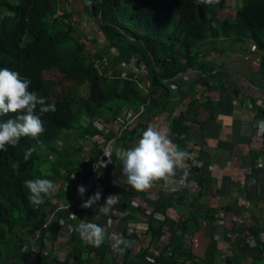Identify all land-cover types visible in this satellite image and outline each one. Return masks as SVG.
Instances as JSON below:
<instances>
[{"label": "trees", "instance_id": "16d2710c", "mask_svg": "<svg viewBox=\"0 0 264 264\" xmlns=\"http://www.w3.org/2000/svg\"><path fill=\"white\" fill-rule=\"evenodd\" d=\"M229 1L200 5L196 0H93L91 8H85L84 13L96 20L95 26L101 34L92 40L96 47L94 45L91 53L76 26L81 23L82 13L70 11L68 0H0V68L7 67L18 72L21 78L29 79V90L56 106L54 113L41 116L45 131L38 140L21 138L15 147L7 146V151H0V264L10 261L31 264V255L22 251L23 246L30 243L28 230L46 221L50 208L57 206L53 205L54 199L64 194L60 183L64 178L70 180L83 161L102 149L98 141L112 140L100 130L99 124L121 136L119 142L125 146L124 150L129 144L137 143L143 131L153 125L168 132L173 143L191 156L190 123L196 121L202 106L211 104L193 96L198 82L180 83L179 91L172 86L173 82L179 83V76L188 70L195 71L198 80L215 71L217 66L212 58L202 56L211 41L226 42L229 48L225 53L228 54L261 53L257 73L264 77V0H240L242 4L234 7H230ZM59 8L64 9L68 23L55 18ZM228 8H232V15L227 14ZM120 14H129L146 32L132 30ZM102 44L105 49H99ZM236 44L242 48L234 47ZM118 53L122 57L125 54L138 57L147 76L143 78L142 70L126 75V68L118 63ZM95 61L100 65L96 66ZM257 83L264 87V83ZM85 86V95H80V89ZM185 98L189 99L188 104L179 117L176 111ZM252 103L259 110L254 101ZM125 110L134 117L141 115L124 131L119 124L124 123ZM259 112L264 113V110ZM10 118H14V114L0 115V123ZM125 120H130L128 114ZM73 133L86 142L71 151L64 142ZM29 149L32 155L25 161L24 154ZM185 164L194 167L191 162ZM194 169L201 176V167ZM109 171L125 177L122 165H113ZM36 178L50 179L56 186L39 206L30 203V193L24 186L25 180ZM129 194L123 193L120 200L115 199L108 213H103L99 220H95L93 207H81L87 198L70 210L65 209V213L77 212L80 220L102 227L104 241L94 247L81 239L78 229L69 235L66 228L52 224L44 236H51L53 241L67 239L68 246L72 247L64 259L48 257L43 264H72L73 261L77 264H152L149 255L155 238L161 241L164 226L157 229L153 218L146 219L141 208H134L132 194ZM109 196H112L110 184L98 202L103 206ZM172 207V203L161 199L155 205V212L167 215ZM204 218L214 223L218 219L217 212L209 209ZM116 220L121 224L117 225ZM141 221L150 224L145 234L137 233L130 226ZM181 225L184 237L188 227ZM250 231L254 249H260L255 260H261L264 258L263 233L255 226ZM121 236L132 243L137 239L135 247L125 248L123 263L113 253L114 237ZM170 240L158 254V263L181 264L180 259L185 257L188 261L198 260L189 246L175 245L173 237ZM217 253L218 243L212 240L202 260L204 264H214ZM239 259L233 257L227 261L237 264Z\"/></svg>", "mask_w": 264, "mask_h": 264}, {"label": "crops", "instance_id": "0c3cea01", "mask_svg": "<svg viewBox=\"0 0 264 264\" xmlns=\"http://www.w3.org/2000/svg\"><path fill=\"white\" fill-rule=\"evenodd\" d=\"M84 5L85 0H68L67 2L70 11L82 13L81 23H77L76 26L88 46L87 50L92 53L95 45L92 40L101 33L95 26L96 20H92L84 13ZM82 32L85 34L83 35ZM102 48L105 49V45L99 49ZM218 48V43L211 41L203 49L202 56L212 58L217 66L211 75H204L198 80L197 73L188 70L184 73L185 75H181L182 78H180L181 76L180 79L178 78L179 83L175 84L177 89L174 88V90L179 91L180 83L198 82L195 85L193 96L202 102L208 101L211 105L210 107L202 106L196 121L190 123L193 142L190 150V162L201 164L199 167L203 172L198 177L201 191L195 195L185 191L183 195L176 196L177 193L173 190L179 181V178L176 177L175 181L168 184L163 181L157 182L155 189H150L158 193L166 202L173 204V207L168 209L167 215L155 212L157 203H150L152 208L141 203L144 207L141 210H144L143 213L146 211L144 213L146 219L153 218L154 226L157 229L160 225L164 226L161 241L158 242V238H155V245L152 246L151 255H149L150 259L156 260L155 264H160L157 262L158 254L165 250V245L172 240H170L171 237H173L175 245L184 243L189 246L193 255L198 258L195 261H188L186 257L181 258V264H204L202 260L205 258L207 247L212 240L218 243V253L214 264H230L227 259L233 257H239L240 264H255V262L264 264V258L255 260L260 255V249H254V239L250 231L252 226L258 227L264 238V130L260 128V123L264 122V113L259 112L260 109L264 110V87H260L257 83H264V77L261 78L262 76L257 73L262 54H252L248 51L228 54L225 53L226 49L222 51ZM205 52L208 55L204 56ZM116 57H119L118 63H121L122 67L132 58L129 54L122 57L119 53ZM236 64L241 65L243 71L241 68H237ZM188 100L185 98L183 105L177 109L176 114L179 117L183 115ZM252 101L259 107V110L253 107ZM140 115L138 116L140 117ZM110 131L108 138L113 140L116 132L113 129ZM134 145L129 144L128 147L131 148ZM124 147L122 142L115 140L113 148L109 151L113 163L110 162L102 170V196L108 184L112 186V196H115L116 192L119 193V190L116 191L117 185L110 181L109 175L119 176L123 180L122 182H126V177L116 171L108 172L111 166L121 165L117 153L124 151ZM179 175L182 173L180 172ZM59 186H62V182ZM133 192L140 191L127 184V188L120 191L116 200H120L123 193H131L134 208H139L140 204L135 203L139 199L138 195ZM133 197L135 198L133 199ZM54 205H61L69 210L75 206L72 196L67 193L54 199ZM148 209L153 212L149 213ZM209 209H214L217 212L218 219L214 223H208L204 218ZM241 216H243L245 224L237 225V220ZM182 223L188 227V232L184 237L183 229H181ZM234 234L238 236V239L235 244L229 247L226 242ZM248 237L249 239L251 237L253 241L250 239L249 243ZM62 243L60 244L62 249L68 248V245ZM131 245L136 246L135 243ZM219 245L223 249H220ZM251 248L253 249L251 250Z\"/></svg>", "mask_w": 264, "mask_h": 264}, {"label": "clouds", "instance_id": "9594fccd", "mask_svg": "<svg viewBox=\"0 0 264 264\" xmlns=\"http://www.w3.org/2000/svg\"><path fill=\"white\" fill-rule=\"evenodd\" d=\"M196 3L213 5L219 3V0H196ZM30 84L31 81L21 78L18 72L7 67L0 68V115L14 114V118L0 123V151H7V146L15 147L21 138L31 137L38 140L45 131L41 116L56 111L54 103H47L45 97L29 90ZM260 128L264 130V122L260 123ZM31 155L32 150L29 149L24 154V160L27 161ZM105 155L110 161V154ZM117 158L121 162L126 183L137 191H146L156 182L163 181L168 184L175 181L178 170L182 173L179 184L185 183L190 175L189 170L185 168V162L191 158L189 153L174 144L168 132L153 125H149L143 131L133 147L117 153ZM24 186L30 193L28 197L30 203L36 206L42 205L45 202L44 198L50 196L56 189L55 184L47 178L25 180ZM77 191L83 198L86 188L78 185ZM115 198L116 196L107 197L99 212L107 214ZM100 199L101 192L97 190L81 204V207L91 208ZM78 231L86 244L99 247L104 241V230L95 223L83 224L78 227ZM114 241L113 251L117 253H123L125 248L132 244L123 237H114Z\"/></svg>", "mask_w": 264, "mask_h": 264}, {"label": "built area", "instance_id": "2783aa9c", "mask_svg": "<svg viewBox=\"0 0 264 264\" xmlns=\"http://www.w3.org/2000/svg\"><path fill=\"white\" fill-rule=\"evenodd\" d=\"M93 3V0H85V8H91ZM64 9L59 8L58 11L55 14V18H59L62 21H64L65 23H68L69 20L65 17V13H64ZM139 58L136 56H133L130 60V62L126 63V65L124 64L123 66L126 68L125 72L126 75L127 74H135L138 73V70H142L143 73V78H145L147 76L146 72H145V68L140 65L138 63ZM96 66L100 65L97 61H95ZM129 116L128 121L125 120V116ZM138 117L135 116L133 114H129L126 110L123 112V118H124V123H120L119 126H121L124 131L127 129L128 125L130 123H132V121H134V119ZM99 128L101 131H105V134H109L111 131L110 129H106L104 128V126L99 125ZM115 133V132H113ZM121 136H119L116 132V136L115 139L113 140H107V139H101L98 141V144L103 145L102 149L95 151L94 153H92L91 156H89V158L86 159L83 168L78 171H75L72 174V180L70 179H64L62 181V187L65 193H67L68 195L72 196L73 199V204L76 205L80 202L81 199L83 198H88L90 196H92L97 190H99L101 192L102 189V185H103V168L107 165H109L110 162L113 163V160L109 161V158L105 155L106 153L109 154V151L111 148H113L114 146V141L117 140V142H119ZM88 144H90L89 142H87ZM91 145V144H90ZM93 146V145H92ZM190 162V161H189ZM188 163V162H187ZM193 163L194 167H199L201 164L196 163V162H191ZM194 167L191 168V166H188V164H185V168L187 170H189L190 175L187 178V181L183 184H177L176 186V193L183 195L185 191L195 195L198 194L201 191V186L199 184L198 181V177H199V173L194 169ZM74 175V178H73ZM77 176L80 177V180L77 181ZM109 179L110 181L117 185L118 189L116 191L119 190L120 191L124 190L125 188H127V184L126 182H122L123 180L120 179L119 176L116 175H109ZM119 182V183H118ZM78 185H83L86 188V193L84 195L83 198H81V196L78 194L77 191V186ZM154 188L157 186L156 183L153 184ZM152 186V187H153ZM163 187L168 188V186L163 185ZM174 189V188H173ZM118 192L116 193V198L117 195L119 194ZM147 199L148 200H153L156 201L157 203L159 201H161L162 197L158 194L155 193L153 191H148L147 193ZM102 196V194H101ZM115 198V199H116ZM102 206V203L97 202L94 206H93V210L95 212V220H99L103 217V213L99 212V208ZM152 208V207H151ZM65 209H69V208H65L61 205H57L55 206V208H50V214L48 216V218L46 219V221L39 223V225L37 227H32L28 230L30 238H29V244L28 245H24L22 248V251L30 254L31 255V264H43L45 259L50 257L51 259L54 257H61V258H65V256L67 255L68 249L71 250V247L68 246V248L66 249H62L60 246V244L65 242V245H69L67 243V239L62 240V241H53L51 240V236H49L48 238H46L44 236L45 232L50 228V226L52 224H59L61 227H64L67 229V234H71L72 232H74V230L78 229L79 226L85 224L86 222L84 220H80V215L77 212H71V213H65ZM149 213H152L153 211L151 209H149L148 211ZM146 213V211H145ZM244 219V218H243ZM243 219H239L237 220V225H242L245 220ZM131 227H133L132 229H134L137 233L139 234H145L147 232V230L150 228V224L148 221H141V222H135L133 224L130 225ZM71 232V233H70ZM63 234V233H62ZM237 237L236 234L232 235L231 238L229 239V241L226 242V244L230 247L232 244H235V242L237 241L235 238ZM137 239L135 238V241ZM134 241V243H135ZM223 243V242H222ZM225 245V243H223ZM136 245V243H135ZM42 248V250L40 249ZM220 249H223V247H221ZM222 252H224L223 250H221ZM226 251V250H225ZM114 255L116 257H118L119 261L121 263H123L122 261L124 260V258L126 257V253L127 251H123V253H117L114 252ZM226 254V253H224ZM224 257H227V255H224ZM152 264L156 263V260H152L150 259ZM7 264H13V261H10V263ZM72 264H77L74 261L72 262Z\"/></svg>", "mask_w": 264, "mask_h": 264}, {"label": "rangeland", "instance_id": "374dc122", "mask_svg": "<svg viewBox=\"0 0 264 264\" xmlns=\"http://www.w3.org/2000/svg\"><path fill=\"white\" fill-rule=\"evenodd\" d=\"M240 2V3H239ZM229 4H230V7H234V6H236V5H241L242 4V2L240 1V0H230L229 1ZM228 4V5H229ZM232 10V8H228V10H227V14L228 15H232L233 14V11H231ZM121 15V14H120ZM121 17L125 20V22H126V24L132 29V30H135V31H138V32H146V28H144V26L140 23V22H138V21H136V20H131V16L129 15V14H124L123 16L121 15ZM83 33V35L85 34L84 32H82ZM228 44H230V43H228ZM218 46H219V48L218 49H220V50H225V49H228L229 48V46L226 44V42H218ZM234 47H241L242 48V46L241 45H239V44H236ZM205 55H208L206 52L204 53V56ZM219 55V54H218ZM220 61V60H219ZM230 64H232V63H230ZM235 64V63H234ZM236 65H238V64H236ZM237 68H241V70L243 71V67L241 66V65H238V67ZM239 70V69H238ZM240 71V70H239ZM113 72H115V71H112V73ZM182 76L183 75H185V74H181ZM180 75V76H181ZM189 75V74H188ZM48 76H51L52 77V75H48ZM179 76V77H180ZM182 76L180 77V78H182ZM179 78V79H180ZM261 78H263V77H261ZM209 80V79H208ZM174 84H176L177 85V82H173ZM173 88H175V89H177V86H175V85H173L172 86ZM87 90V86H85V87H83V89H80V95H81V93L83 94V95H85V91ZM100 125V124H99ZM85 140L83 139V138H79V136H78V134L77 133H73V134H70L67 138H66V140H65V142H64V145H65V147L67 148V149H69V150H73V149H75V148H77L78 146H80V145H85ZM91 155V154H90ZM190 161V159H188L187 160V162L188 163H190L189 162ZM83 165H84V161L82 162V166H81V168H80V170L83 168ZM177 177L179 178L181 175H179V173H180V171L178 170L177 171ZM65 179V178H64ZM63 179V180H64ZM71 180H72V176H71V178H70ZM62 180V181H63ZM80 180V177L79 176H77V181H79ZM119 183V182H118ZM157 183V182H156ZM155 189L154 188V186L153 187H151L150 189ZM150 189H148V190H146V191H140V192H133V194H136L137 193V195H138V198L139 199H137L136 200V203H139L140 205H139V208H142V209H144V207L141 205V203H143V204H145L147 207H149V208H151V205H150V203H154V204H156L157 202L156 201H153V200H150V201H148L146 198H147V192L148 191H152V190H150ZM116 192V191H115ZM117 193V192H116ZM64 194H65V192H64ZM64 194L62 193L61 194V197L62 196H64ZM134 196V195H133ZM135 197H133V199H134ZM51 205V204H50ZM54 205V204H53ZM53 205H51V206H53ZM146 207V208H147ZM137 208V207H136ZM149 210V209H148ZM144 211V210H143ZM145 213V212H144ZM243 219V216H241V217H239V219ZM244 220V219H243ZM118 223H117V225L120 223V221H118V220H116ZM114 224V221H112V225ZM121 224V223H120ZM243 224H245V222L243 223ZM242 224V225H243ZM122 237V236H121ZM236 240L238 239V236L235 238ZM250 239H251V237H250ZM250 239H249V237H248V242L250 243ZM252 241H253V239H251ZM70 247H72L71 246V244H70Z\"/></svg>", "mask_w": 264, "mask_h": 264}, {"label": "water", "instance_id": "95a60500", "mask_svg": "<svg viewBox=\"0 0 264 264\" xmlns=\"http://www.w3.org/2000/svg\"><path fill=\"white\" fill-rule=\"evenodd\" d=\"M102 1V0H101ZM101 16H99V18H100ZM99 22H101V21H99ZM152 56V55H151Z\"/></svg>", "mask_w": 264, "mask_h": 264}]
</instances>
